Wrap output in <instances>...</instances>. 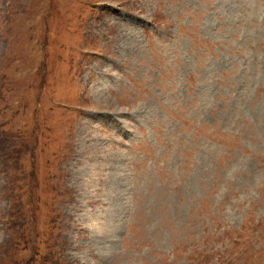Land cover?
<instances>
[{
  "label": "rangeland",
  "instance_id": "1",
  "mask_svg": "<svg viewBox=\"0 0 264 264\" xmlns=\"http://www.w3.org/2000/svg\"><path fill=\"white\" fill-rule=\"evenodd\" d=\"M0 264H264V0H0Z\"/></svg>",
  "mask_w": 264,
  "mask_h": 264
}]
</instances>
